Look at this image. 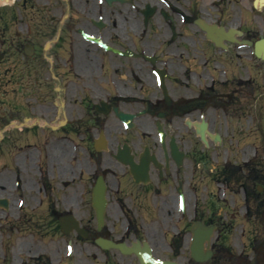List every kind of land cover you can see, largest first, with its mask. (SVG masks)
I'll return each mask as SVG.
<instances>
[{"label": "flooded vegetation", "instance_id": "1", "mask_svg": "<svg viewBox=\"0 0 264 264\" xmlns=\"http://www.w3.org/2000/svg\"><path fill=\"white\" fill-rule=\"evenodd\" d=\"M1 1V27L12 28L21 18L27 22L20 29L25 36L69 38L67 44L58 45L56 67L48 76L55 91L44 90L45 102L39 105L40 114L62 118L57 129L64 133L58 140L41 142V168L47 172L42 173L37 192L40 207L52 218L49 225H58L61 234L68 236L67 257L69 240L74 247L78 239H83L72 222L68 233L62 231L60 218L73 215L88 231L84 240H93L106 264H140L136 253L102 249L97 240L129 246L147 241L153 248L151 242L157 243V232L149 221L158 209L182 213L185 223L193 178H201L192 162V155H197L192 134L201 143L197 135L201 122H209L213 130L209 116L228 111L237 98L221 92L222 86L214 78L206 81L199 62L176 59L180 48L175 42L178 37L189 38L193 32L206 37L200 25L208 20V5L219 6L224 0ZM231 1L236 4L239 0ZM148 3L153 14L146 17ZM250 4L253 6V0ZM155 33L166 39L154 44L146 38ZM87 36L103 38L108 48ZM38 53L45 61L49 59L45 47L39 51L33 45L31 58ZM121 112L134 116L133 127L118 117ZM102 133L107 149L97 151L95 143ZM81 136L83 141L74 140ZM173 139L180 158L173 153ZM208 139L215 144L211 136ZM120 148L127 149L131 161L116 157ZM100 179L105 183L101 229L94 206V188ZM84 210L93 212V234L79 214ZM37 253L26 259L35 257L39 261ZM45 253L49 251L45 249ZM22 262L23 258L19 262L14 257L7 264Z\"/></svg>", "mask_w": 264, "mask_h": 264}, {"label": "rangeland", "instance_id": "2", "mask_svg": "<svg viewBox=\"0 0 264 264\" xmlns=\"http://www.w3.org/2000/svg\"><path fill=\"white\" fill-rule=\"evenodd\" d=\"M251 1L239 0L233 4L231 0H224L219 6L208 5V20L241 29L243 38L255 41L264 36V10L252 8ZM217 13L222 15L217 16ZM17 20L14 27L5 26V30H0V198L9 200L7 208L0 206V264L14 257L19 262L23 258L22 264H106L93 240L78 239L73 247L74 255L67 257L68 236L61 234L58 225H49L52 218L40 207L37 191L42 173L47 171L38 167L42 157L35 149L40 150L42 137L58 140L64 133L48 128L45 135L47 127H42L41 123L56 124L62 118L38 114L39 105L45 102L44 90L55 91L48 76L56 67L58 45L66 44L68 38L25 36L20 29L25 28L26 21ZM146 38L154 44L166 39L159 33ZM28 44L36 45L39 51L50 44L47 55L53 60L45 61L40 53L31 58L24 51ZM175 45L180 48L176 59L190 58L199 62L206 81L214 78L222 86L221 92L234 94L237 102L228 111L223 109L209 116L213 130L221 133L223 144L210 148L202 157L192 155L201 178H193L191 208L184 225L182 213L158 209L149 221L157 232V243L152 239L150 242L157 257L184 264H235L233 260L236 264H250L254 260L264 264V212H257V205L264 200V60L253 56L251 48L243 44L230 42L228 52L216 49L212 42L206 44V39L194 32L189 38L178 37ZM183 45L187 48L183 49ZM26 68L30 69V74ZM74 140L83 141L82 136ZM191 142L197 153L203 150L200 143L195 144L193 134ZM29 144L35 149L30 145L26 150ZM224 167L238 170L230 179L220 175V180L214 182L208 177L219 174ZM254 170L261 172V177L255 175ZM258 184L263 186L261 192L256 190ZM247 189L253 191L251 197ZM81 212L89 232L95 233L93 212ZM188 218L192 222L199 218L208 224L220 223L212 238L214 256L208 262H195L189 256ZM45 249L49 253H45ZM36 252L41 256L39 261L35 257L26 259Z\"/></svg>", "mask_w": 264, "mask_h": 264}, {"label": "water", "instance_id": "3", "mask_svg": "<svg viewBox=\"0 0 264 264\" xmlns=\"http://www.w3.org/2000/svg\"><path fill=\"white\" fill-rule=\"evenodd\" d=\"M214 28H216V30H212L210 26H208V37L213 40L217 45H223V40L224 38H229L232 39L234 41H237L234 37L235 34V30L230 29L229 31H225L224 28L222 26H220L219 28L216 27V24L213 25ZM241 34V32H239ZM91 39H94L98 42L101 43V41L97 38L91 37ZM242 42L247 43L249 45H253V50L254 53L256 54V56L263 58L264 59V37H262L260 40H258L257 42L253 43L250 40H243ZM225 47V46H224ZM124 119H126L127 121L129 120L128 117L125 118L123 116ZM199 133L201 134L202 139L206 142L205 139V133L204 131H199ZM216 140H219V136L217 135ZM120 158H124V156L121 154L119 156ZM103 188V187H102ZM3 203L6 205V201L4 200ZM98 207V217L100 219V221L103 218V211L102 209ZM213 228L214 226L211 227H206L204 225H202L200 222H198L197 224H195L193 226V239L191 242V256L197 260V261H204V260H208L211 256H212V250H210L209 245L207 247V250L204 249V243L205 241L209 242L210 241V236L213 233ZM81 232V230H80ZM101 244L104 246L105 244L101 242ZM150 250L146 249L144 254H143V259L142 262L143 264H179L177 262H170V261H161V260H157L155 258L152 257V255L149 254Z\"/></svg>", "mask_w": 264, "mask_h": 264}, {"label": "bare ground", "instance_id": "4", "mask_svg": "<svg viewBox=\"0 0 264 264\" xmlns=\"http://www.w3.org/2000/svg\"><path fill=\"white\" fill-rule=\"evenodd\" d=\"M4 1H8V0H4ZM259 3H260V5H259ZM257 4L259 5V6H262L263 4H264V0H258V2H257ZM233 28H235V27H233ZM236 35V34H235ZM235 37H237L238 39H240L239 37H240V35H236ZM229 41H231V40H229Z\"/></svg>", "mask_w": 264, "mask_h": 264}]
</instances>
